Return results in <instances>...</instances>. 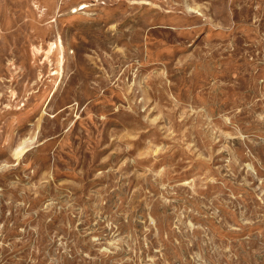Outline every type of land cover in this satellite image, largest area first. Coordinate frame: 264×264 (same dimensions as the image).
<instances>
[{"label":"rangeland","instance_id":"374dc122","mask_svg":"<svg viewBox=\"0 0 264 264\" xmlns=\"http://www.w3.org/2000/svg\"><path fill=\"white\" fill-rule=\"evenodd\" d=\"M0 264H264V0H0Z\"/></svg>","mask_w":264,"mask_h":264}]
</instances>
